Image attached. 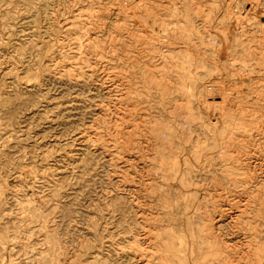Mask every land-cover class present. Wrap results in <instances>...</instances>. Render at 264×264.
Here are the masks:
<instances>
[{
	"label": "rangeland",
	"instance_id": "rangeland-1",
	"mask_svg": "<svg viewBox=\"0 0 264 264\" xmlns=\"http://www.w3.org/2000/svg\"><path fill=\"white\" fill-rule=\"evenodd\" d=\"M117 23L116 0H0V238L9 246L0 264H36L47 232L62 263L99 253L110 264H157L149 232L188 229L184 214L197 206L227 231V197L214 196L212 179L189 180L186 211L184 186L163 195L165 182L119 156ZM172 240L176 253L187 246Z\"/></svg>",
	"mask_w": 264,
	"mask_h": 264
},
{
	"label": "bare ground",
	"instance_id": "bare-ground-1",
	"mask_svg": "<svg viewBox=\"0 0 264 264\" xmlns=\"http://www.w3.org/2000/svg\"><path fill=\"white\" fill-rule=\"evenodd\" d=\"M116 15L119 156L165 182L163 195L184 186L186 211L189 180L210 178L214 196L227 197L226 233L199 206L184 214L188 229L150 231L157 264H264V0H116ZM174 236L187 245L178 253ZM46 237L36 264H66L55 232ZM131 247L144 253L136 237ZM0 248L9 250L2 238ZM91 264L110 262L97 253Z\"/></svg>",
	"mask_w": 264,
	"mask_h": 264
}]
</instances>
